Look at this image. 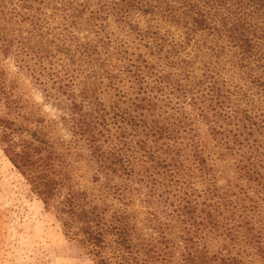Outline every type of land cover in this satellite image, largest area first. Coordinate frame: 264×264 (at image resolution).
Listing matches in <instances>:
<instances>
[{"label": "trees", "instance_id": "1", "mask_svg": "<svg viewBox=\"0 0 264 264\" xmlns=\"http://www.w3.org/2000/svg\"><path fill=\"white\" fill-rule=\"evenodd\" d=\"M0 104L92 264H264V0H0Z\"/></svg>", "mask_w": 264, "mask_h": 264}, {"label": "rangeland", "instance_id": "2", "mask_svg": "<svg viewBox=\"0 0 264 264\" xmlns=\"http://www.w3.org/2000/svg\"><path fill=\"white\" fill-rule=\"evenodd\" d=\"M6 66L15 71L11 60ZM20 91L48 117L60 115L22 72ZM4 109L0 104V114ZM61 123L54 138L70 140ZM0 264H92L72 242L65 239L58 221L44 209L37 195L16 171L0 147Z\"/></svg>", "mask_w": 264, "mask_h": 264}]
</instances>
